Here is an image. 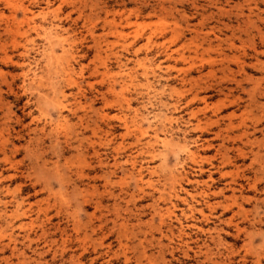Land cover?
<instances>
[{
	"label": "rangeland",
	"instance_id": "obj_1",
	"mask_svg": "<svg viewBox=\"0 0 264 264\" xmlns=\"http://www.w3.org/2000/svg\"><path fill=\"white\" fill-rule=\"evenodd\" d=\"M0 264H264V0H0Z\"/></svg>",
	"mask_w": 264,
	"mask_h": 264
},
{
	"label": "bare ground",
	"instance_id": "obj_2",
	"mask_svg": "<svg viewBox=\"0 0 264 264\" xmlns=\"http://www.w3.org/2000/svg\"><path fill=\"white\" fill-rule=\"evenodd\" d=\"M10 2H14V0H10ZM16 2V1H15ZM26 14V10H24V14L23 15H25ZM23 21L27 24V27L29 26V20H27V19H23ZM8 27V26H7ZM34 28V27H33ZM11 33V32H10ZM26 33V32H25ZM12 34V33H11ZM19 34V33H18ZM58 40V39H57ZM59 42H61V40H59ZM16 47V46H15ZM5 57V56H4ZM216 65V64H215ZM232 125V124H231ZM231 127V126H230ZM230 129V128H229ZM155 136V135H154ZM244 136V135H243ZM156 137V136H155ZM159 140H160V138H159ZM158 141V140H157ZM227 162V161H226ZM236 169H237V167H236Z\"/></svg>",
	"mask_w": 264,
	"mask_h": 264
}]
</instances>
